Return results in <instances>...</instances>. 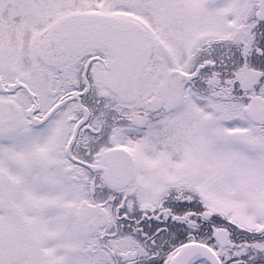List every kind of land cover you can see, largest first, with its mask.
Here are the masks:
<instances>
[{
  "label": "snow or ice",
  "instance_id": "obj_1",
  "mask_svg": "<svg viewBox=\"0 0 264 264\" xmlns=\"http://www.w3.org/2000/svg\"><path fill=\"white\" fill-rule=\"evenodd\" d=\"M0 264H264V0H0Z\"/></svg>",
  "mask_w": 264,
  "mask_h": 264
}]
</instances>
